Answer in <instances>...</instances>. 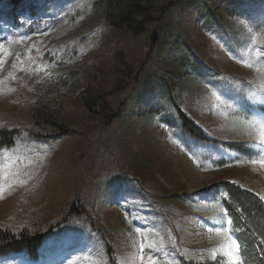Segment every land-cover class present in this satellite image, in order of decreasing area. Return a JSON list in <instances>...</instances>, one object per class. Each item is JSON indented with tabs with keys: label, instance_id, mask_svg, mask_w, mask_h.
Masks as SVG:
<instances>
[{
	"label": "rangeland",
	"instance_id": "374dc122",
	"mask_svg": "<svg viewBox=\"0 0 264 264\" xmlns=\"http://www.w3.org/2000/svg\"><path fill=\"white\" fill-rule=\"evenodd\" d=\"M46 1L0 20V126L20 131L0 155V227L51 235L39 260L0 264H238L217 185L264 198V0H156L142 38L89 0ZM44 89L61 127L34 125ZM180 112L251 157L222 144L189 154Z\"/></svg>",
	"mask_w": 264,
	"mask_h": 264
},
{
	"label": "trees",
	"instance_id": "16d2710c",
	"mask_svg": "<svg viewBox=\"0 0 264 264\" xmlns=\"http://www.w3.org/2000/svg\"><path fill=\"white\" fill-rule=\"evenodd\" d=\"M21 1L0 0V3H9L14 10H17ZM94 6L103 9L105 19L111 28L125 30L134 37L142 38L149 32L151 24L160 20L155 17L157 11L161 12L156 0H97ZM153 41L159 45L161 38L153 33ZM47 91L44 89L41 93L39 92L40 96L32 109L34 125L37 126L42 123V125L46 124L51 127H61L60 123L50 118L49 103L51 101ZM87 107L92 109L90 105ZM44 115L47 118H44ZM120 116L121 112L117 111L104 114L103 119L106 124L111 125ZM179 117L182 128L187 134L197 139H206L193 121L185 115ZM16 135L14 131L0 129V151L12 147ZM233 147L237 151L243 152L242 144L238 143ZM219 185L227 193V200L224 201V205L231 214L233 226L238 234L242 264H264V200L258 195L242 189L236 183L222 181ZM45 236L44 234H32L27 229L14 232L10 229L0 228V254L23 250L32 259H35Z\"/></svg>",
	"mask_w": 264,
	"mask_h": 264
},
{
	"label": "snow or ice",
	"instance_id": "6c2138e0",
	"mask_svg": "<svg viewBox=\"0 0 264 264\" xmlns=\"http://www.w3.org/2000/svg\"><path fill=\"white\" fill-rule=\"evenodd\" d=\"M0 63H2V61H0ZM262 163H264V162H262ZM229 223H231V221H229ZM232 245H233V247H238V246L236 245V242H235V241H232Z\"/></svg>",
	"mask_w": 264,
	"mask_h": 264
},
{
	"label": "bare ground",
	"instance_id": "6f19581e",
	"mask_svg": "<svg viewBox=\"0 0 264 264\" xmlns=\"http://www.w3.org/2000/svg\"><path fill=\"white\" fill-rule=\"evenodd\" d=\"M197 173H198L199 175H202V174H201L200 172H198V171H197Z\"/></svg>",
	"mask_w": 264,
	"mask_h": 264
}]
</instances>
